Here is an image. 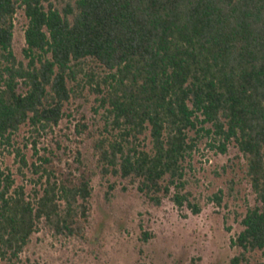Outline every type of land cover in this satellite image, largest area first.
Listing matches in <instances>:
<instances>
[{"label":"trees","instance_id":"obj_1","mask_svg":"<svg viewBox=\"0 0 264 264\" xmlns=\"http://www.w3.org/2000/svg\"><path fill=\"white\" fill-rule=\"evenodd\" d=\"M88 101L98 118L79 112L74 130L95 164L76 150L73 179L37 145ZM201 132L234 148L254 197L228 264H264V0H0V264H40L23 253L42 226L84 240L95 174L106 198L120 184L197 213L184 162Z\"/></svg>","mask_w":264,"mask_h":264},{"label":"rangeland","instance_id":"obj_2","mask_svg":"<svg viewBox=\"0 0 264 264\" xmlns=\"http://www.w3.org/2000/svg\"><path fill=\"white\" fill-rule=\"evenodd\" d=\"M24 21L23 15L17 14L13 39L16 54L25 44ZM79 112L89 122L98 118L93 102H85L79 111H66L54 131L37 145L39 154L43 147H52L55 167L73 179L86 170L75 161L76 150L83 153L85 165L93 168L95 164L89 140L80 141L74 130ZM27 129L22 126L18 133L22 141ZM217 144L213 135L201 132L195 149L184 162L186 190L191 202L199 207L197 213L185 204L177 207L169 196L155 205L134 187L122 191L120 184L106 198V184L95 174L91 177L86 238L55 235L42 226L33 233L23 256L40 264H228L236 252L233 242L241 228V218L254 197L234 148L221 152ZM23 151L29 161L36 158L30 144ZM2 158L3 165L19 181V163L12 154L5 153ZM216 194L221 195L220 203Z\"/></svg>","mask_w":264,"mask_h":264}]
</instances>
